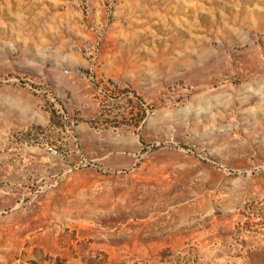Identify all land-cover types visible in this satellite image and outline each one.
<instances>
[{
  "label": "rangeland",
  "instance_id": "374dc122",
  "mask_svg": "<svg viewBox=\"0 0 264 264\" xmlns=\"http://www.w3.org/2000/svg\"><path fill=\"white\" fill-rule=\"evenodd\" d=\"M0 264H264V0H0Z\"/></svg>",
  "mask_w": 264,
  "mask_h": 264
}]
</instances>
